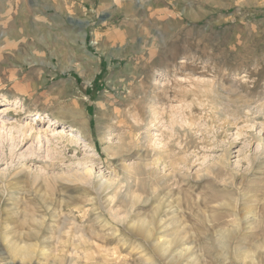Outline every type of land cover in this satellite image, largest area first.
<instances>
[{
    "label": "rangeland",
    "instance_id": "obj_1",
    "mask_svg": "<svg viewBox=\"0 0 264 264\" xmlns=\"http://www.w3.org/2000/svg\"><path fill=\"white\" fill-rule=\"evenodd\" d=\"M263 106L264 0H0V264H264Z\"/></svg>",
    "mask_w": 264,
    "mask_h": 264
},
{
    "label": "bare ground",
    "instance_id": "obj_2",
    "mask_svg": "<svg viewBox=\"0 0 264 264\" xmlns=\"http://www.w3.org/2000/svg\"><path fill=\"white\" fill-rule=\"evenodd\" d=\"M217 103V102H216ZM228 104V103H227ZM264 107V106H263ZM221 109V108H220ZM245 109V108H244ZM263 110V109H262ZM264 111V110H263ZM35 119L36 120H41L42 119V115L37 113L35 115ZM47 121L49 122V127L53 126V125H58L60 124V120L59 119H56V118H52V117H47ZM253 220H256V214L254 215V217H252ZM175 219V218H174ZM175 221V220H173ZM250 221V220H249ZM251 222V221H250ZM162 224V223H161ZM178 227V226H177ZM182 227V226H181ZM150 228V227H149ZM249 228L250 230L249 231H252L254 232V230H257V226H256V223L255 221H253L252 223L249 224ZM239 231V224H235L234 227H233V233H238ZM148 235H151V229H148ZM181 236V235H179ZM13 251L14 253H20L24 259H26L27 256H30L32 255L33 253V249H32V246L31 245H24V246H17V245H14L13 246ZM251 260H252V263L253 264H257V262H259L258 260V256L257 255H251L250 256Z\"/></svg>",
    "mask_w": 264,
    "mask_h": 264
}]
</instances>
